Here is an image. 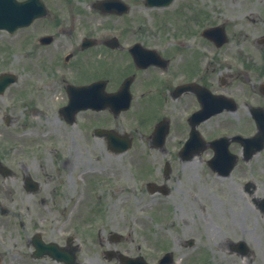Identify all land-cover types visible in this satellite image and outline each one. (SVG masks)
<instances>
[{
	"label": "flooded vegetation",
	"instance_id": "obj_1",
	"mask_svg": "<svg viewBox=\"0 0 264 264\" xmlns=\"http://www.w3.org/2000/svg\"><path fill=\"white\" fill-rule=\"evenodd\" d=\"M18 1L16 19L35 17L13 32L0 28V75L14 74L0 91V229L8 230V240L0 236V264H38L33 260L42 258L34 257L38 239L75 246L82 264H138L139 243L110 236L93 249L78 237L48 235L40 226L47 201L75 199V208L92 201L90 215H100L109 196L137 201L142 210L155 203L152 208L161 212L168 201L177 215L186 214L189 197L202 200L216 193L223 201L224 191L231 199L235 234L222 232L228 237L218 249L244 255L245 264H264V145L257 141L263 137L257 117L264 121V7L248 17L252 35L241 31L236 37L223 17V0ZM153 23H170L173 34H150ZM91 82H98L92 99L106 106L83 110L77 119L84 113V129L94 139L89 149L101 155L75 170L66 159L48 173L31 155L42 152V141L31 146L25 140L37 126L17 128L19 111L29 109L36 117L43 112L37 107L44 108L40 136L61 130L72 135L74 146L80 122L75 115L66 117L61 107L69 100L70 85ZM109 101L129 107L118 110ZM53 106L51 117L47 112ZM125 141L130 145L123 149ZM111 156L121 160L119 168L111 166ZM104 158L106 163L98 162ZM36 203L40 225L27 226L26 212ZM187 231L181 244L189 247L192 241L198 247L197 236ZM206 261L190 257L184 264ZM175 262L171 257L168 264Z\"/></svg>",
	"mask_w": 264,
	"mask_h": 264
},
{
	"label": "rangeland",
	"instance_id": "obj_2",
	"mask_svg": "<svg viewBox=\"0 0 264 264\" xmlns=\"http://www.w3.org/2000/svg\"><path fill=\"white\" fill-rule=\"evenodd\" d=\"M263 7L264 0H223V17L226 21L230 20L231 30L237 32L236 37L241 36V31H248L250 35L253 31L248 30V27L252 24V22L248 20V17L256 16L259 9ZM252 10L257 12L253 14ZM256 21L260 26H263L261 18H257ZM248 22L249 25L247 24ZM148 27L150 28L149 33L157 34V37H167L168 35L173 34V26L170 23H165L164 25L153 23V25ZM149 37H152V35ZM10 59L13 60V63L20 62V59L16 58L13 53L10 54ZM0 60H3L2 56L0 57ZM28 110L29 109L24 108L23 112L19 111L21 115L19 116L20 118L16 120V125L19 129L21 125H36L39 127H35L33 130L31 129L32 133L25 137L27 144L34 146L42 141V143L46 145V140H53V143H57L61 146L59 150L52 153H47L43 149L42 152L31 153L32 157L34 155L37 156L38 162L44 163L47 167L48 173L54 170L55 167L62 168L66 159H69L71 163L74 162L75 170V167L78 168L79 163L95 161L96 156L101 155L99 153H94L93 150L89 149L90 147L92 148L94 139H91V137L86 134V130L84 129L85 122L75 126V143L74 146L71 147L73 137L70 133H63L59 130L57 132H51L50 134L40 136L39 133L44 126L45 117H43V112L45 109H42L43 112L36 117H34L32 113L29 115ZM47 113L51 117L53 116L52 111ZM45 124L46 128L50 127L49 122H45ZM69 156L70 158H68ZM125 160L129 162V159L125 158ZM106 161L107 159L104 158L98 162L106 163ZM120 161L121 160L117 159L116 156L109 157V162L112 167L119 168ZM126 170H128V168ZM117 177H119V175ZM63 178L67 180L68 177L64 174ZM71 189L72 185L66 188L68 191H71ZM210 194V197L202 200H194L189 197L185 200L186 202H184L187 204L186 214H184V211H179L177 215L174 213V209L169 207V204L172 206V203H169L168 201L165 202V207L167 209L162 210V212L155 211L154 208H152V205H155V203L150 204L148 210L142 211L141 208H139V205H137L139 202H135L134 200H124L117 196H109L102 203V213L100 215L96 213L92 218L91 215H88L90 214V206H88V204L90 202L92 204V201L87 204H84V202L81 201L76 210L72 213L65 211V208L69 207L73 201L69 202L68 199H63L56 203L48 201L46 204L41 205L42 212L45 215L43 226L48 228L49 234L51 229H56L54 232H57L61 225H64L65 228L74 225L81 226L84 232H80L81 239L79 242H84L87 244V247L95 249L94 247H98L97 244L99 238L101 236H107L106 231H103L101 234H91V232L94 231L93 221L100 218V220L106 222V229H113L121 232L132 230V233L128 234L129 237H127V240L136 244L140 243L142 245V251L151 259L157 256L158 251L167 248L173 250L175 257L180 260V264H184L186 259L190 257L195 259L198 257L207 258L208 261L206 262L208 264H245L242 262L243 259L238 255L232 254L226 249H218L216 244H222V232L229 235L235 234V229L231 227L232 214L229 209L232 203L229 198V193L226 191L223 192V201L220 200V197L216 193ZM216 196H218V198ZM38 204L39 203L34 205L31 204V211L26 213L27 226H29V222H31L30 225H39L37 217ZM181 213H183V216H180ZM162 217L164 219L160 221ZM4 220L7 221L6 218ZM183 221L187 225H185ZM132 222H136L134 228L131 227ZM159 222L160 224H157ZM188 223H190V226H188ZM101 224L105 226L104 222ZM187 229L197 236L200 244L198 247L191 248V251L185 252L186 247L176 244V239L178 242L185 239L187 237L185 234L188 232ZM0 231V236L5 240H8V230L1 228ZM173 235L175 237V246H173L170 241ZM91 253L92 255H95L94 252L91 251ZM259 254H261L260 251ZM224 259L226 261H224ZM44 262H46V264H55L46 260Z\"/></svg>",
	"mask_w": 264,
	"mask_h": 264
}]
</instances>
